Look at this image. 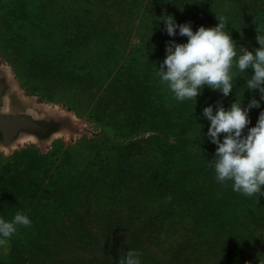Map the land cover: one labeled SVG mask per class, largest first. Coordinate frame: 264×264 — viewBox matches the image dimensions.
<instances>
[{"label":"rangeland","instance_id":"obj_1","mask_svg":"<svg viewBox=\"0 0 264 264\" xmlns=\"http://www.w3.org/2000/svg\"><path fill=\"white\" fill-rule=\"evenodd\" d=\"M165 14L173 15L178 24L190 22L194 31L200 25L215 26L219 22L216 14L221 15L230 22L226 30L231 31L233 40L249 50L259 47L257 27L264 28V0H0V71L8 84V94L3 98L5 106L11 94L31 108L28 110L32 119L64 117L71 125L58 123L42 138L25 132L10 145L0 142V173L10 165V170L21 168L28 161L29 173L41 178L35 179L34 186L62 192L67 198L61 206L51 203L40 210L20 203L4 216L0 214L12 218L20 211L29 216L31 225L37 223L36 229L31 225L21 226L6 243L0 244V264H27L30 260L33 264H95V259L112 262L121 257L130 233L141 220H148V215L154 214L151 211L158 201L145 202L142 213L131 225L120 232L113 226L107 230L103 225L104 212L111 208L108 195L102 193L87 202L85 193L81 192L71 199V184L91 181L89 184L94 187L107 182L109 185L115 180L114 176L107 180L100 177L99 182L95 178L94 182L85 175L91 167L99 169L100 160L107 164L113 159L117 166H122L125 162L123 145L136 143L144 154L154 150L153 156H158L157 147L175 143L172 132L159 131L149 118L132 124L136 116L127 114L130 102L123 101V89L114 87L118 82L125 86L131 82L141 88L145 98L138 94L136 99L148 102L151 108L157 107L158 114L163 112L166 116L165 123L170 120L168 115L174 119L177 109L187 103L177 101L156 76L157 67L166 55V43L187 41L186 36L179 35L178 29L174 37L164 31V22L157 20ZM82 29L89 31L88 36L83 32L75 34ZM108 34L115 36L112 43L106 41ZM71 40L89 42L73 51ZM71 55L81 60L80 64L100 59L110 64H98L97 84L89 83L76 90L58 71L55 76L47 74L51 61L71 59ZM35 68L39 73L32 72ZM253 93L259 99V92ZM261 110H264V101L260 108L249 112L251 124L247 127L256 124ZM202 142L201 135L190 132L187 152L200 156L197 147L199 143L204 145ZM252 198L255 202L244 199L239 206L246 211L245 220L249 222V210L254 211L258 206L264 209V194ZM260 198L263 204L256 202ZM37 200L36 197L31 205L37 204ZM183 206L179 204L177 209ZM168 210L164 208V214ZM115 211L117 213V209ZM127 213L123 208L118 215L126 220ZM179 214L175 216L178 224L172 227L168 223L171 217L165 215V225L157 234L160 239L147 242V251L157 260L153 264H170L166 250L184 234L190 235L186 232L187 215ZM254 223L249 227H255ZM106 231L111 232L109 246L104 236ZM30 236L35 237L33 243L28 244V249L24 248ZM86 236H94L98 243L93 245ZM248 239L253 245L257 242V252L254 247L246 248L243 262L264 264L263 230L255 227ZM39 242L44 247L35 252L33 247ZM209 250L199 249L201 252L190 264H218L222 258L221 243L211 242Z\"/></svg>","mask_w":264,"mask_h":264},{"label":"trees","instance_id":"obj_2","mask_svg":"<svg viewBox=\"0 0 264 264\" xmlns=\"http://www.w3.org/2000/svg\"><path fill=\"white\" fill-rule=\"evenodd\" d=\"M82 32L88 36L89 31L83 29L77 30L75 34L81 33L82 35ZM114 37V35L108 34L106 41L112 43L115 40ZM88 42L89 40H71V50L74 51L78 47L87 46ZM105 61L102 59L97 60V62L83 61V64H80L81 60L75 59L71 55V59L62 58L51 61L47 74L55 76L58 71L60 76L65 77L67 81L69 80L70 87L73 84L78 90L82 85L97 84L98 64L103 66L105 63L107 66L110 64L107 60ZM32 72L39 73V70L35 68ZM249 73H251V69H249ZM240 75L243 76L244 74ZM69 82H65V84ZM140 82L142 83V81ZM244 84V78L237 77L233 93L228 97H224L219 91L206 88L207 90L203 94L198 95L196 106L194 100H187V103H183L177 109L178 112L175 113L174 119L168 115L170 120L166 123V116L163 115V112L158 114L157 107V109L151 108L152 106L149 107L148 102L143 103V101L136 99L138 94L145 98V92L141 88H136L131 82L126 83L127 87L120 82L114 86L118 90L121 88L120 91L123 89V101L130 102L127 114L131 117L136 116L132 124L147 121L149 118V121L155 123L154 127L159 131L165 133L170 131L176 137L175 143L156 148L155 152L160 154L158 156H153L154 150L144 154L142 148L136 143L123 145L125 162L122 166H117L113 159L107 164H103L104 160H100L97 163L101 164V167L99 169H92L91 167L90 172L85 175V178L93 179L92 181L97 178L95 180L97 182L101 181L99 180L100 177L103 178L102 180H107L114 176L115 180L109 185L107 182L104 186L96 185L94 187V185L89 184L91 181L86 184L75 181L74 184H71V199L81 192L85 193L87 202L99 194L106 193L108 195L111 208L106 212L103 211L105 214L103 226L107 230L113 226L114 229H118L117 231H122L127 225H131L135 218L139 217L145 207V202L158 201V204L151 211L154 214H149L148 220H141L142 223L130 233L127 245L122 248L121 257L127 250L135 249L142 253V263H156L157 260L147 251L146 244L149 241L160 239L157 234L165 225V215L171 217L168 223L172 227L175 223L178 224L179 220L175 216H179V213H182L183 216L187 215L189 223L186 232L190 235L184 234L180 241L175 242L166 250L170 257V264H190L201 252L199 249L210 251L211 242H220L222 245V258L218 264L244 263L243 255L248 247H254V252H257V248H255L257 242H254L253 245L248 236L253 234L255 227H260L264 232V209L258 206L254 211L249 210L250 222L245 220L246 211L239 206L244 199L255 202L254 198L234 192L231 181L221 184L214 178L215 176L212 177L214 170L209 167L211 163L209 160L214 158L216 145L206 135L203 138V133H207L210 123L203 117V107L208 104L215 106L217 102H222L227 108L236 97L239 100L244 97L243 104H248L249 100L256 95L247 89L244 92ZM196 117L203 128L197 122ZM201 128L203 132L200 131ZM190 132H195L203 138L202 143L204 145L199 143L197 147L200 150V156L189 154L186 150ZM222 138L223 134H221ZM29 166V162L26 161L21 168L14 167L10 170V165L0 173V214L3 216L7 211L19 206L20 203H27L32 208L39 207L40 210H43L49 207L51 203H57L61 206L67 201L66 194L62 192L47 190V187L40 188L38 185L34 186L35 179L41 178L35 173L32 176L28 170ZM207 181H210V184H205ZM36 192L40 193L39 196ZM36 197L38 199L37 204L31 205ZM256 202L263 204V198L256 200ZM179 204H184L180 210L177 209ZM123 208H126V212H128L126 220H121L118 215V212ZM164 208L169 209L167 214H164ZM115 209H117V213ZM114 213L115 215L111 216ZM4 218L12 219L11 217ZM251 222H255L256 226L250 228ZM36 225L32 224L31 227L36 229ZM106 233L104 236L107 239L106 244L109 246L111 232L106 231ZM34 238L30 236L23 244L24 248H27L29 243H33ZM85 238H89L93 245L98 243L94 236H86ZM210 239L212 240L210 241ZM43 247L44 245L39 242L33 249L37 252L39 248L42 249ZM118 260L119 258L112 262H105L101 259H95L93 262L95 264H119ZM27 264H33V260ZM244 264H252V262H245Z\"/></svg>","mask_w":264,"mask_h":264},{"label":"clouds","instance_id":"obj_3","mask_svg":"<svg viewBox=\"0 0 264 264\" xmlns=\"http://www.w3.org/2000/svg\"><path fill=\"white\" fill-rule=\"evenodd\" d=\"M159 17L157 21L164 22V31L170 37L177 35V29L180 36L187 37L186 42L166 43V55L156 66L160 83L177 101L194 100L196 106L205 86L228 97L237 77L245 80L244 92L245 89L259 92V99L253 96L247 106H242L244 97L239 100L235 95L227 108L222 102L203 107V117L210 122L203 138L206 135L216 145L209 167L219 183L231 181L232 190L247 197L264 194V110L260 111L256 124L247 127L251 124L249 112L260 108L264 101V28L257 27L259 47L249 50L233 40L231 31L226 30L230 22L221 15L216 14L219 22L215 26L200 25L195 31L190 22L178 24L173 15ZM31 223L29 216L20 211L11 220L0 216V244L6 243L18 227H29ZM141 256V252L129 249L118 262L142 264Z\"/></svg>","mask_w":264,"mask_h":264},{"label":"flooded vegetation","instance_id":"obj_4","mask_svg":"<svg viewBox=\"0 0 264 264\" xmlns=\"http://www.w3.org/2000/svg\"><path fill=\"white\" fill-rule=\"evenodd\" d=\"M8 84L7 80L4 77V74L0 71V117L14 116L21 117L24 115H29L31 117V113L27 110L24 103L16 100L14 96L10 94V99L8 101L7 106H5L3 98L7 93ZM13 104V105H12ZM30 113V114H29ZM35 123H38V126L35 128L25 127L19 128L15 134L12 136L5 135L3 131L0 129V142H5L10 139H17L22 133L30 132L35 134L36 136L42 138L43 135H47L52 132L58 125V122L54 120H45L44 118L33 119Z\"/></svg>","mask_w":264,"mask_h":264},{"label":"water","instance_id":"obj_5","mask_svg":"<svg viewBox=\"0 0 264 264\" xmlns=\"http://www.w3.org/2000/svg\"><path fill=\"white\" fill-rule=\"evenodd\" d=\"M44 119L54 120L60 123L61 125L66 124L68 126H71L69 124V121L64 117L62 118L49 117ZM36 126H38V123H35V121L29 115L28 116L24 115L21 117H14V116L0 117V129L7 136L8 135L12 136L19 128H25V127L35 128ZM14 140L15 139H10L1 143L5 145H10Z\"/></svg>","mask_w":264,"mask_h":264},{"label":"bare ground","instance_id":"obj_6","mask_svg":"<svg viewBox=\"0 0 264 264\" xmlns=\"http://www.w3.org/2000/svg\"><path fill=\"white\" fill-rule=\"evenodd\" d=\"M7 99V98H5ZM13 105V104H12ZM29 107H26V111L28 110ZM31 110V108H29ZM29 111V110H28ZM34 113V112H33ZM30 114V113H29ZM36 114V113H35ZM37 115V114H36ZM35 116V115H34Z\"/></svg>","mask_w":264,"mask_h":264}]
</instances>
